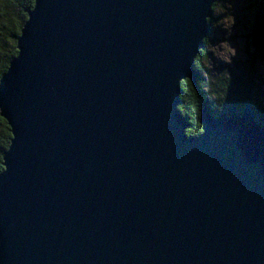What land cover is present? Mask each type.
I'll list each match as a JSON object with an SVG mask.
<instances>
[{
    "label": "water",
    "instance_id": "water-1",
    "mask_svg": "<svg viewBox=\"0 0 264 264\" xmlns=\"http://www.w3.org/2000/svg\"><path fill=\"white\" fill-rule=\"evenodd\" d=\"M218 0H35L0 79V264H264V126L182 81Z\"/></svg>",
    "mask_w": 264,
    "mask_h": 264
},
{
    "label": "trees",
    "instance_id": "trees-1",
    "mask_svg": "<svg viewBox=\"0 0 264 264\" xmlns=\"http://www.w3.org/2000/svg\"><path fill=\"white\" fill-rule=\"evenodd\" d=\"M218 0L214 4V13ZM35 0H0V79L8 70L13 58L18 54V37L29 17V10ZM215 15L209 19L210 32L213 30ZM206 40L205 48L198 55L195 67L198 71V88H194L189 80L182 81V103L179 105L182 114L189 119V136H197L202 131L200 116L202 106L207 105L216 117L230 115L242 111L247 102L255 106L257 121L264 126V76L258 63L260 50L248 48L246 57L233 58L231 61L218 63L207 47L211 43ZM264 35V26L255 31L254 42ZM258 45L259 47L262 46ZM212 61L210 70H203L205 60ZM12 139V131L8 121L0 113V172L4 169V152Z\"/></svg>",
    "mask_w": 264,
    "mask_h": 264
},
{
    "label": "rangeland",
    "instance_id": "rangeland-1",
    "mask_svg": "<svg viewBox=\"0 0 264 264\" xmlns=\"http://www.w3.org/2000/svg\"><path fill=\"white\" fill-rule=\"evenodd\" d=\"M214 15L208 51L220 63L245 58L248 48L255 52L262 48L258 65L264 76V35L257 41V46L254 42L255 31L264 26V0H220ZM260 43L261 47L258 46ZM203 66L204 71L210 70L211 59L205 60Z\"/></svg>",
    "mask_w": 264,
    "mask_h": 264
}]
</instances>
